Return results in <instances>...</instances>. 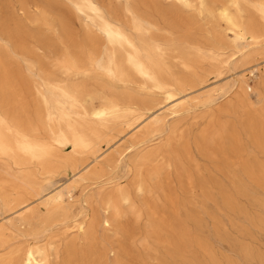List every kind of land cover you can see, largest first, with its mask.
<instances>
[{"label": "bare ground", "instance_id": "bare-ground-1", "mask_svg": "<svg viewBox=\"0 0 264 264\" xmlns=\"http://www.w3.org/2000/svg\"><path fill=\"white\" fill-rule=\"evenodd\" d=\"M263 44L264 0H0V264H264Z\"/></svg>", "mask_w": 264, "mask_h": 264}, {"label": "rangeland", "instance_id": "rangeland-1", "mask_svg": "<svg viewBox=\"0 0 264 264\" xmlns=\"http://www.w3.org/2000/svg\"><path fill=\"white\" fill-rule=\"evenodd\" d=\"M15 10V14H16V16H18L19 18H24V15H22V13L21 12H18V8H15L14 9ZM35 12H36V10L35 9H31L30 10V13L32 14V15H34L35 14ZM24 21H26V20H24ZM32 26V25H31ZM73 28L77 31V33H79L80 32V30H81V25H80V23H79V21H75L74 23H73ZM263 48H262V53L264 54V44H263V46H262ZM32 48V47H31ZM40 55L41 56H43V54H41L40 53ZM261 58V56H256V59H260ZM18 63L20 64V66L22 67V69H23V71H25V66H24V64L21 62V61H19L18 60ZM46 63L48 64V67L49 66H51V61L50 60H46ZM241 70H243V68L241 69ZM240 75V74H239ZM236 78H239V76L238 77H236ZM236 78H234V77H231V78H228L226 81H224V82H222V84L223 83H232ZM211 81H213V80H211ZM24 98L27 100V102H28V105H30L31 107L32 106H34V104H35V102H34V96L33 95H30V94H26L25 96H24ZM229 100L228 99H226V98H220L217 102H216V105L217 106H220V107H224V106H226L227 105V102H228ZM32 111V110H31ZM205 112H206V109L205 108H203V107H195V108H191L189 111H185V112H182V114H181V116H179V117H169L168 118V123L169 124H171V123H173V124H180L181 126H183V127H187V126H190L191 124H193L194 122H195V120H194V118H198V121L200 122L201 121V119H202V117L204 116V114H205ZM197 121V122H198ZM72 175H70V177H71ZM128 180H126V181H124V182H127ZM174 185H175V183H174ZM97 191V187H92V188H89L88 190H87V193L86 194H90V193H92L93 194V192H96ZM260 249L263 251V253H264V239L262 240V242H260ZM220 251H224V252H227L228 251V249H227V247L226 246H222V248H220Z\"/></svg>", "mask_w": 264, "mask_h": 264}]
</instances>
